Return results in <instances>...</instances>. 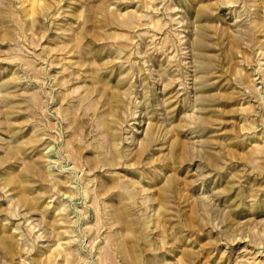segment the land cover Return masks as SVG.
I'll return each instance as SVG.
<instances>
[{
	"label": "rangeland",
	"instance_id": "1",
	"mask_svg": "<svg viewBox=\"0 0 264 264\" xmlns=\"http://www.w3.org/2000/svg\"><path fill=\"white\" fill-rule=\"evenodd\" d=\"M0 264H264V0H0Z\"/></svg>",
	"mask_w": 264,
	"mask_h": 264
}]
</instances>
